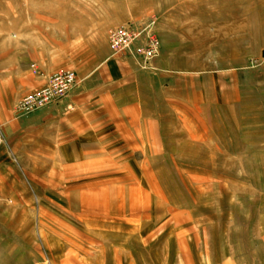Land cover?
Returning <instances> with one entry per match:
<instances>
[{
	"label": "rangeland",
	"instance_id": "1",
	"mask_svg": "<svg viewBox=\"0 0 264 264\" xmlns=\"http://www.w3.org/2000/svg\"><path fill=\"white\" fill-rule=\"evenodd\" d=\"M151 22L153 68L113 54L111 29ZM107 47L137 75L157 79L159 59L233 86L196 110L151 93L163 120L90 137L79 163L38 151L7 164L0 264H264V0H0V88L18 114L35 54L50 77L88 72Z\"/></svg>",
	"mask_w": 264,
	"mask_h": 264
},
{
	"label": "crops",
	"instance_id": "2",
	"mask_svg": "<svg viewBox=\"0 0 264 264\" xmlns=\"http://www.w3.org/2000/svg\"><path fill=\"white\" fill-rule=\"evenodd\" d=\"M40 55L35 54L34 61L39 64L41 75H29V85L23 88L25 94L44 86L54 71L55 66L43 65V53ZM126 61L112 55L107 47L98 65L86 73H76L77 84L68 97L27 115L15 111L17 99L10 92L12 89L5 96L0 88V170L10 169L7 164H29V153L38 151L56 154V162L79 163L82 152H92L95 142L90 137L98 138L104 130L107 132L103 136H112L113 127L124 136L131 123H136L138 135H142L147 126L155 127L163 120L162 113L155 111L162 102H156V98L153 101L151 93L154 96L157 92L169 109L176 110L181 102L196 110L211 99L225 96L226 89L233 86L227 84L226 72L219 74L215 86L208 74L201 73L195 79L193 73L190 78L183 77V71L164 68L159 59L157 79L151 74L137 75ZM36 146L41 150H36ZM12 179V185L21 182L16 180L18 177ZM7 181L9 178L1 174L0 191L8 185Z\"/></svg>",
	"mask_w": 264,
	"mask_h": 264
},
{
	"label": "built area",
	"instance_id": "3",
	"mask_svg": "<svg viewBox=\"0 0 264 264\" xmlns=\"http://www.w3.org/2000/svg\"><path fill=\"white\" fill-rule=\"evenodd\" d=\"M153 23L140 28L125 24L111 29L108 44L113 54L124 57L138 55V65L141 68H153L152 62L158 56L161 46L158 37L156 38L155 34L152 35ZM143 34L146 37L144 42L142 41ZM76 83L77 78L73 71L52 74L44 86L24 96L17 109L23 114H30L55 104L65 98Z\"/></svg>",
	"mask_w": 264,
	"mask_h": 264
}]
</instances>
